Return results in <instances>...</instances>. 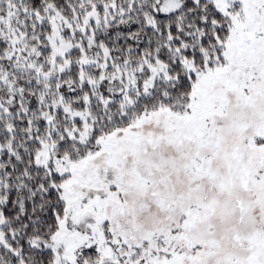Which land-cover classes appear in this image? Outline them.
<instances>
[{
    "label": "snow or ice",
    "instance_id": "1",
    "mask_svg": "<svg viewBox=\"0 0 264 264\" xmlns=\"http://www.w3.org/2000/svg\"><path fill=\"white\" fill-rule=\"evenodd\" d=\"M0 264H264V0H0Z\"/></svg>",
    "mask_w": 264,
    "mask_h": 264
}]
</instances>
